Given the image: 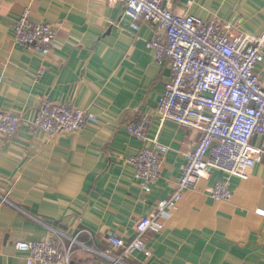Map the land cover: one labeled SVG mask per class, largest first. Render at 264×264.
Here are the masks:
<instances>
[{
	"label": "crops",
	"instance_id": "crops-1",
	"mask_svg": "<svg viewBox=\"0 0 264 264\" xmlns=\"http://www.w3.org/2000/svg\"><path fill=\"white\" fill-rule=\"evenodd\" d=\"M165 5L264 34V0ZM27 7L35 20L57 28L46 56L15 44L11 27ZM138 24L135 29L120 0H0V112L22 118L16 135L0 133V264H26L28 254L15 243L40 240L51 228L88 247L76 248L72 264H264V162L246 178L229 179V201L211 197L224 178L219 171L186 190L164 227L145 235L150 255L122 257V249L112 248V235L132 240L137 223L174 193L186 154L200 138L194 129L161 126L156 118L171 69L147 42L165 30L145 19ZM256 71L264 83V60ZM46 99L87 110L85 128L53 135L32 129ZM139 113L153 117L149 137L169 148L148 193L127 160L145 145L127 129ZM107 249L121 262L100 255Z\"/></svg>",
	"mask_w": 264,
	"mask_h": 264
},
{
	"label": "built area",
	"instance_id": "built-area-1",
	"mask_svg": "<svg viewBox=\"0 0 264 264\" xmlns=\"http://www.w3.org/2000/svg\"><path fill=\"white\" fill-rule=\"evenodd\" d=\"M120 1L135 29L139 28V20L145 19L165 30L164 36L155 34L147 42L161 62L169 61L171 69L155 113L160 125L174 124L200 133L198 143L186 154V165L174 193L159 202L155 213L137 223L132 240L110 237L112 248L122 249L123 257L138 251L150 255L145 235L161 230L164 217L183 200L186 190L213 171L221 172L224 178L216 182L211 197L229 201V179L246 178L251 168L264 162V83L256 71L257 64L264 60V34L247 33L216 16L201 20L176 13L165 5L173 0ZM11 31L17 46L44 56L57 43L56 26L35 20L29 7L13 23ZM88 118L87 110L46 99L31 127L49 135L71 133L83 130ZM152 121L149 113H139L127 126L130 134L145 143L127 160L146 193L161 177L163 157L169 149L157 137H149ZM21 124L19 114L0 112V133L4 136L16 135ZM78 246L88 249L77 236L55 228L40 240L15 243L18 251L28 254L26 264H72ZM111 250L99 253L115 263L121 262L122 258H114Z\"/></svg>",
	"mask_w": 264,
	"mask_h": 264
}]
</instances>
